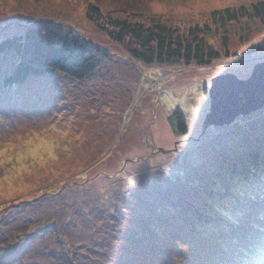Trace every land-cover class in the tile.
<instances>
[{"label": "rangeland", "instance_id": "rangeland-1", "mask_svg": "<svg viewBox=\"0 0 264 264\" xmlns=\"http://www.w3.org/2000/svg\"><path fill=\"white\" fill-rule=\"evenodd\" d=\"M257 1L0 0V40L51 23L101 53L82 80L55 72L0 90V264H264V179L242 192L244 175L228 170L240 166L223 161L228 143L257 150L260 140L244 134V143L232 125L263 135L264 107L204 129L212 78H248L264 62V22H228L224 32L211 12ZM92 3L104 16L126 10L183 27L210 23L208 41L224 53L227 33L230 54L208 65L144 64L87 16ZM14 62L12 51L3 54L0 78ZM175 111L186 134L171 126ZM55 192L63 194L50 198ZM208 201L235 226L233 241H258L250 256L235 242L220 255L214 243L229 232L200 221Z\"/></svg>", "mask_w": 264, "mask_h": 264}, {"label": "trees", "instance_id": "trees-1", "mask_svg": "<svg viewBox=\"0 0 264 264\" xmlns=\"http://www.w3.org/2000/svg\"><path fill=\"white\" fill-rule=\"evenodd\" d=\"M87 16L95 22L97 27L105 30L114 42L121 44L133 58L144 64H189L196 62L200 65H208L222 57V54H230V38L227 33L223 35L222 49L224 53L214 48L208 41L207 36L213 32V27L217 28L221 25L224 32H227L226 24L228 22H239L243 19H256L264 22V0H259L248 6H228L213 10L211 12L212 21L215 23L213 27L210 23L202 24L198 20L191 21L183 27L181 23L178 24L160 14L148 16L129 13L126 10L123 12L109 11L104 16L101 9L93 3L88 7ZM9 51H12L15 62L8 73L3 74L0 78V90L9 89L10 85L25 82L33 76L55 72L65 74L75 80H82L92 74L99 66L101 54L98 50L93 49L87 41L74 35L73 32L65 31L58 25L51 23L28 25V28L20 34L2 38L0 40V59L3 54ZM170 122L176 133L186 134L188 132V124L181 111H175ZM241 123L237 121L232 125L238 127L237 135H241L240 138L244 141V134H248V138H252V140L259 139L260 142L254 145L257 150L253 151L251 148L241 150L235 148L236 144L228 143L223 161L231 160L234 165L240 166L239 170L237 168L235 170L233 166H231L232 168L229 167L228 170L233 169L231 173L234 176L237 174L244 175L239 183H244L245 187H242V192H245L249 188L248 185L254 183V178L255 180L264 179V145L261 146V142H264V134L262 135L260 132V136H258V132L254 128H245ZM252 140L250 141L251 147L253 145ZM248 142L245 141L244 143ZM251 181L252 183H250ZM233 189L235 190V188ZM210 191L214 192L215 195L219 194L215 193L216 190L214 189H210ZM56 193L58 192L52 193L50 198ZM232 193L230 192L229 197L226 196L225 198L229 207L234 205L236 199ZM61 194L63 192H59L56 196ZM49 195L50 193L46 192L44 198L49 197ZM221 199L224 201L223 197ZM203 208H206L205 212L209 211V214L199 215V219L204 223L203 225H206L205 227L219 224L220 228L222 225L229 232L225 236L218 237L214 243L221 256L225 254L227 246L234 242L241 247L242 253L246 256L252 254V249L258 246L257 240H246L248 244H245V241H241L240 238L233 241L230 237L235 234L238 236L236 232L234 235L232 233L235 226L231 225V222L226 223L222 220L221 212L219 213V210L215 209L216 205L208 201ZM240 237L245 239L243 235ZM66 247L67 244L64 248ZM64 253L72 255L75 252L65 250Z\"/></svg>", "mask_w": 264, "mask_h": 264}, {"label": "water", "instance_id": "water-1", "mask_svg": "<svg viewBox=\"0 0 264 264\" xmlns=\"http://www.w3.org/2000/svg\"><path fill=\"white\" fill-rule=\"evenodd\" d=\"M210 111L204 129L209 125H228L241 115L264 107V62L257 63L248 78L229 72L212 78L209 88Z\"/></svg>", "mask_w": 264, "mask_h": 264}, {"label": "snow or ice", "instance_id": "snow-or-ice-1", "mask_svg": "<svg viewBox=\"0 0 264 264\" xmlns=\"http://www.w3.org/2000/svg\"><path fill=\"white\" fill-rule=\"evenodd\" d=\"M27 143H28V144H31L32 141L29 140V141H27ZM7 151H8L7 148H4V149H3V152H4V153H7ZM28 154H32V149H28ZM12 159H13L12 157H9V161H10V162H11Z\"/></svg>", "mask_w": 264, "mask_h": 264}]
</instances>
